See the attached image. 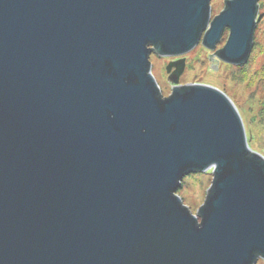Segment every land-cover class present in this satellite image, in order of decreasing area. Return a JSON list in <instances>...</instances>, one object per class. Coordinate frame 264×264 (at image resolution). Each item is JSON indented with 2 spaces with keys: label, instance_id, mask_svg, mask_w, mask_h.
Listing matches in <instances>:
<instances>
[{
  "label": "water",
  "instance_id": "water-1",
  "mask_svg": "<svg viewBox=\"0 0 264 264\" xmlns=\"http://www.w3.org/2000/svg\"><path fill=\"white\" fill-rule=\"evenodd\" d=\"M259 1L0 0V264L264 260V156L236 106L179 84L184 59L163 97L149 61L200 43L243 66ZM208 171L192 214L176 192Z\"/></svg>",
  "mask_w": 264,
  "mask_h": 264
},
{
  "label": "rangeland",
  "instance_id": "rangeland-1",
  "mask_svg": "<svg viewBox=\"0 0 264 264\" xmlns=\"http://www.w3.org/2000/svg\"><path fill=\"white\" fill-rule=\"evenodd\" d=\"M210 7L212 18L222 10L223 0H211ZM227 35L228 33L224 32L215 50L224 46ZM213 52L199 43L192 51L178 57H158L151 54L149 61L152 75L164 97L171 90L167 81L166 66L174 59H184L185 68L179 83L207 84L223 91L232 100L242 118L248 145L264 156V0L259 1L253 47L247 63L234 66L210 62L208 55ZM211 179L210 171L190 174L183 178L176 194L192 214H195L203 203ZM256 264H264V260L259 259Z\"/></svg>",
  "mask_w": 264,
  "mask_h": 264
},
{
  "label": "flooded vegetation",
  "instance_id": "flooded-vegetation-1",
  "mask_svg": "<svg viewBox=\"0 0 264 264\" xmlns=\"http://www.w3.org/2000/svg\"><path fill=\"white\" fill-rule=\"evenodd\" d=\"M225 32L228 33L227 30H226ZM179 59H181V58L174 59V60H172V61H170V62H174V61H177V60H179ZM170 62H169V63H170ZM184 68H185V66H184ZM175 70H176L175 67H172L169 73L166 72V74H167V78H168V76H169L170 74H172ZM165 71H166V69H165ZM183 72H184V71H183ZM182 74H183V73H182ZM182 74H181V75H182ZM181 75H180V76H181ZM179 78H180V77H179ZM179 84H180V83H179ZM170 85H171V84H170Z\"/></svg>",
  "mask_w": 264,
  "mask_h": 264
}]
</instances>
